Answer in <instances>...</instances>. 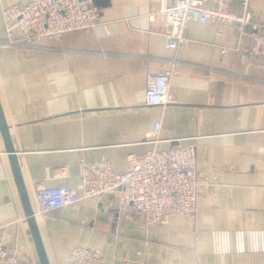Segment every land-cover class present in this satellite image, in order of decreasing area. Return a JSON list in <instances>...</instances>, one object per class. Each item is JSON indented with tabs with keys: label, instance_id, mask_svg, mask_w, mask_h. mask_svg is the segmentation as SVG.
Listing matches in <instances>:
<instances>
[{
	"label": "crops",
	"instance_id": "crops-1",
	"mask_svg": "<svg viewBox=\"0 0 264 264\" xmlns=\"http://www.w3.org/2000/svg\"><path fill=\"white\" fill-rule=\"evenodd\" d=\"M28 2L0 0V107L33 212L41 188L69 186L81 197L95 161L125 172L152 148L146 135L157 120L159 148L194 145L208 185L193 220L148 227L125 216L115 198L35 216L48 263L67 264L84 247L104 264H264V71L235 51L236 23L190 22L187 44L172 51L166 29L149 19L161 0H98L89 33L9 45L2 11ZM229 11L241 15L242 0ZM247 12L264 21V0H250ZM163 65L171 66L174 103L148 107L147 76ZM0 244L39 264L1 134Z\"/></svg>",
	"mask_w": 264,
	"mask_h": 264
},
{
	"label": "built area",
	"instance_id": "built-area-1",
	"mask_svg": "<svg viewBox=\"0 0 264 264\" xmlns=\"http://www.w3.org/2000/svg\"><path fill=\"white\" fill-rule=\"evenodd\" d=\"M232 1L173 0L167 4L161 0L149 19L166 29V47L172 51L187 44L185 31L190 22L218 28L236 23L235 51L241 53L248 68L264 71V21H251L247 12L250 0H242L241 15L231 13ZM1 19L7 44L30 46L41 39L59 41L68 33H89L99 22V10L91 0H29L22 9L16 6L4 9ZM221 52L227 55L229 49L223 48ZM171 74V66L163 65L160 72L147 76L146 106L166 107L174 103L169 85ZM160 131L161 121L157 120L152 132L146 135L152 148L132 157L125 172H117L106 160L89 164L85 168L81 197L69 186L39 189L34 216L76 206L86 198L99 201L115 198L125 216L137 217L148 227L162 225L168 217L195 219L200 190L208 186L197 171L195 146L161 149ZM0 264L27 263L0 244ZM67 264H104V258L98 251L76 247Z\"/></svg>",
	"mask_w": 264,
	"mask_h": 264
},
{
	"label": "water",
	"instance_id": "water-1",
	"mask_svg": "<svg viewBox=\"0 0 264 264\" xmlns=\"http://www.w3.org/2000/svg\"><path fill=\"white\" fill-rule=\"evenodd\" d=\"M91 1H92L93 6H98V3H97L98 0H91ZM0 134H1V137L4 143L5 151L8 155L10 167H11L14 181H15L18 193H19V197H20L21 204L23 207L26 222L28 224L29 231L31 233V236L34 242L39 264H49L44 248H43V245H42V242H41V239H40V236H39L34 212L30 205V202H29L26 190H25L24 182L21 177L19 167L17 165V159H16L15 152H14V149L12 147V144L9 138L8 127L5 122L1 107H0Z\"/></svg>",
	"mask_w": 264,
	"mask_h": 264
}]
</instances>
